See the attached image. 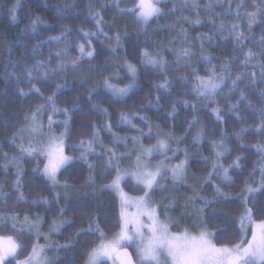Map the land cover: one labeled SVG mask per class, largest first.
Masks as SVG:
<instances>
[{
    "label": "trees",
    "instance_id": "1",
    "mask_svg": "<svg viewBox=\"0 0 264 264\" xmlns=\"http://www.w3.org/2000/svg\"><path fill=\"white\" fill-rule=\"evenodd\" d=\"M166 0H162L165 3ZM15 0H0V163L2 161V153L16 155L17 149L9 145L7 140L10 139L11 133L15 128H19L25 112L29 111L38 104L43 103L38 95H29L23 97L20 95V89L25 92L29 91L27 69L25 65L31 66L36 59H47L49 54H53L52 64H56L54 53L63 47V41L59 44L56 42L46 43L42 52L33 57L30 55L33 45H37L39 41H47L49 37L58 36L62 30L70 29L67 33L68 39L73 42L70 50L72 55H79L75 48L76 43H85L86 40L81 35V29L85 32L96 31V21L88 13V5L94 4L95 9L100 11L103 17V31L113 38V42L109 43L104 35H97L91 40V47L95 49L93 58H86L77 65V70L73 71L69 67L67 73H60L54 80H46L37 83L33 79L32 83L40 88L44 96L51 95L55 89V84L65 85L56 94V105L60 109H72L74 104H78L79 108L71 112V120L66 138V152L69 156L75 158V161L64 168L59 174V185L54 189L51 183L44 178L40 172L34 171L37 168V161L31 157H26L19 165L23 175L21 177L20 192H23L25 199L18 200L19 193L12 187L15 182L16 167L12 166L8 173L4 174V169L0 168V185H2L3 193L9 197L7 205L0 199V209H15L20 218L29 215L31 218L36 216L42 217L41 231L47 233L49 226L54 219L59 220L60 209H64V219L74 221L73 226L66 225L60 232L51 235L53 244L64 245L68 243L75 244L76 247L59 252V264H82L81 252L85 245L96 242L97 234L94 232H82L77 237V229H86L89 224L88 217H96L99 221L100 228L111 235L117 231V220L119 218V201L114 193L105 194L100 192L99 187H92L89 183V177L94 178L96 185L109 182L105 179L106 157L109 148H115L117 153L123 152L125 145L115 144L113 136L104 128L105 121L110 117L112 124V132L121 138L128 137V147H131V137L140 136L139 130H143L144 135L141 138L145 146L156 143L157 132H169L175 134L177 138L183 136L187 129L185 121L197 120L199 123L188 135L185 141H181V149L184 147L191 148L188 162V183L199 185L196 191L207 199H212L214 188L203 183V178L211 169V164L206 163L202 157L212 156V140L221 138V133L225 143L231 149L230 153H225L221 158L224 167H228L236 156L242 157V167L238 169H230L232 180L226 184L224 191L228 194V199L217 197L220 201L213 203L207 209L209 226L214 229L234 227L233 221L238 220L240 214L244 210V202L240 193L245 184H251L256 187L261 179L260 161L264 159L258 154L257 149L253 147L261 140V136L257 135L253 129L256 127L259 116L254 112L253 108L248 107L249 100L255 108H259L257 96L252 94L253 89L256 92L260 88H264V84L253 86L245 93L247 99L239 105L237 112H231L229 105L236 104L239 99V92L235 94V98L225 100L229 94L231 84L224 88L223 92L215 100L221 108L222 120L218 121L212 109L216 104L205 102L197 104L195 111L191 107H185L183 101L190 104L195 103L194 94L191 93V82L183 83V77H191L190 68H195L201 76L209 69L207 62L201 59V43L196 39L198 36L212 35L210 42L203 43V54L211 58L212 64L219 66L221 61H231L233 56L237 57L235 62L231 63L230 70L233 74L245 71L244 65L241 63L243 57L239 52H234V37L228 35L225 29L223 35L217 27L213 32V25L209 23L208 14L201 11V24L197 25L193 21L195 19L194 9L186 8L183 12H170L173 3L178 7H182L183 0H172L167 3L164 8V15L159 18H153L147 26L137 24L130 14L122 13L120 9L131 6V0H120V8H117L113 0H20V7L17 11V21L13 22L8 15L9 8ZM75 4V7L65 9L58 15L57 6ZM103 5V7H101ZM235 9V4L232 5ZM39 16L43 19V26L39 35H33L30 30L31 18ZM184 17H188L185 19ZM215 19V18H214ZM221 20L216 19L219 25ZM225 23L235 22L233 16H228ZM181 27L186 30V35L181 34ZM242 30H247L246 22H242ZM119 34L121 47L113 52L116 47L114 38ZM248 41H245L246 48L256 51L258 42L264 35V26H254ZM10 46V54H9ZM182 47H190L194 56L190 63L185 64L183 60L179 63L176 60V53H179ZM147 48L149 52L156 53L158 50H164V58L168 61V66L161 70L160 68H152L145 65L141 60L142 51ZM172 49V51H168ZM184 59H187L186 57ZM128 61L137 67L136 87L125 98L116 100L110 97V93L103 88V77L111 75L112 71L119 66V62ZM118 62V63H117ZM258 63L253 61V64ZM119 64V65H118ZM125 73L122 78L112 77L113 81H122L120 87H124L130 80L126 74V69L121 70ZM125 71V72H124ZM248 71H256L258 68H252L250 65ZM76 73V74H75ZM165 80L170 81L167 88H158L157 85ZM249 83L245 80L240 88L243 89ZM91 92V100L89 94ZM182 93H188L182 95ZM159 97V100H157ZM100 105L108 110L106 117L99 108H93V105ZM176 107V115L170 116L172 107ZM121 113L127 115H135L136 117H144L151 122V132L146 123L139 119H134L135 129L129 124L120 122ZM59 120L54 127L57 135L64 130L63 121L65 117L62 112L54 115ZM237 117H242L238 119ZM47 122V115L44 116ZM93 125L100 129L99 138L94 145L95 152L89 153L87 160L78 159L80 155V141H87L92 133ZM200 128L205 129V139L200 143L192 146L191 136L195 135ZM249 129L242 134V139L233 135L240 133L241 129ZM7 133V134H5ZM215 134V135H213ZM163 138V137H160ZM17 143L21 141L17 140ZM26 144L27 141H24ZM101 143L107 145L102 148ZM243 145V150L240 145ZM175 148V142H173ZM178 158L173 157L172 162L178 163L184 159L183 151L177 153ZM134 156L122 157V166H127L129 159ZM162 157L157 156L156 159ZM41 161L43 157L40 158ZM93 165V169H89V165ZM42 164L40 167L42 168ZM255 173L253 174V170ZM114 175V173H113ZM194 177L201 179L195 180ZM110 179V178H109ZM213 184L225 182L220 179H214ZM64 184L69 185L67 192L62 187ZM128 193L138 196L139 191H134L131 182L124 188ZM60 194L59 203L56 201V194ZM95 193V194H94ZM193 189L187 185H181L173 195L164 196L167 199L175 198L178 202L177 206L170 209L171 215H178L187 203L185 195H192ZM42 198H46L48 203H43ZM161 199V197H160ZM40 201L33 203V201ZM255 202L264 205V196L260 193L255 194ZM197 204V207H200ZM252 206V202H249ZM163 211V209H161ZM212 212L223 213V215L211 216ZM255 212V209H254ZM259 219V217L257 218ZM27 233L25 234V238ZM234 232H228L226 237L221 238V242L234 239ZM39 242L44 243L43 237ZM31 243V242H29ZM130 250V249H129ZM53 249H49V255H52ZM107 264H111L107 262Z\"/></svg>",
    "mask_w": 264,
    "mask_h": 264
},
{
    "label": "snow or ice",
    "instance_id": "2",
    "mask_svg": "<svg viewBox=\"0 0 264 264\" xmlns=\"http://www.w3.org/2000/svg\"><path fill=\"white\" fill-rule=\"evenodd\" d=\"M117 8H120V0H113ZM167 3H172V0H131V6L120 9L122 13L130 14L137 24L147 26L153 18H159L164 15V8ZM235 4V9L232 5ZM20 0H15V3L9 8L8 15L13 22L17 21L16 12L20 7ZM75 7L72 5L57 6V14H62L65 9ZM103 7V5H101ZM191 7L194 11V23L199 25L200 12L208 14L209 23L213 25V32L216 28L220 29L221 35L225 29L228 30V35L234 37L235 47L234 52H239L243 57L241 63L245 67V71L233 74L230 70L231 63L235 62L237 57L233 56L231 61H221L219 66L212 64L211 58L204 55L203 43L210 42L212 35L198 36L196 39L201 43V59L208 63L209 69L205 75L201 76L195 68H190L193 73L191 77H183L182 81L185 84L191 82V93L194 94L195 103L183 101L185 107H191L194 111L197 104L205 102L216 104L212 109L218 121L222 120L221 108L215 97L223 92L224 88L229 89L228 96L225 100L235 98V94L239 92V99L236 104L229 105L231 112H237L238 107L242 104L247 96L245 95L253 86L264 84V35L261 36L258 42V48L253 51L246 48L245 41L250 39L247 33H251L254 26H264V0H183L182 7H178L173 3L169 10L172 13L177 11L183 12L186 8ZM95 5H88L89 15L96 21L95 32H85L81 29V35L86 40L85 43H76L75 48L79 55H72L71 49L73 42L68 39L67 33L70 29L62 30L58 36L49 37L47 41L41 40L37 45H33L30 55L37 56L42 52L43 46L46 43L56 42L59 44L63 41V47L54 53L56 64L53 66V54L50 53L47 59H36L31 66L25 65L27 69L28 88L25 92L20 89V95L28 97L29 95H38L43 103L36 105L23 115V121L19 128H15L7 140L9 145L17 149L16 155L2 153V161L0 168L4 169L6 175L12 166L16 167L15 182L12 187L19 193L18 200H24L23 192H20L21 177L23 175L19 168L22 160L26 157H31L37 161V168L34 171L46 178L51 186L55 189L59 185L57 174L61 168L69 165L73 158L65 154L66 138L71 120V112L79 108L78 104H74L72 109H60L56 105V94L65 85L57 83L51 95L44 96L36 83H32L33 79L37 83L46 80H54L60 73H67L69 67L73 71L77 70V65L85 57L91 59L95 55V49L91 47V40L97 35H104L109 43L113 42V38L109 37L103 31V17L98 10H94ZM228 16H233L235 22L225 23L224 20ZM188 19V17H184ZM215 18V19H214ZM216 19L221 20L219 25L216 24ZM242 22H246L247 30H242ZM43 19L39 16L31 18L30 30L33 35H39L40 29L43 26ZM181 34L186 35V30L181 27ZM116 47L112 49L116 52L121 47L120 35L117 34L114 38ZM168 51H172L169 49ZM10 54V46H9ZM194 54L190 47H182L179 53H176V60L179 63L181 60L185 64L190 63ZM187 59H184V58ZM142 62L148 67L165 69L168 66V61L164 58V50L160 49L156 53H151L145 48L141 53ZM253 61L258 63L253 64ZM258 68L259 74L256 71H248V67ZM121 68L126 69L129 83L124 87L119 84L122 81H113L112 77H120ZM137 67L125 61L117 66L109 76L103 77V88L110 93L111 98L116 100L123 99L129 95L136 87ZM248 80L249 83L243 88L240 85ZM170 81L165 80L157 85L158 88H167ZM188 93H182L187 95ZM252 94L257 96V102L260 107L257 109L249 100L248 107L253 108L259 116V121L253 131L261 136L255 147L258 154L264 157V88H260L258 92L253 89ZM91 100V92L89 94ZM159 100V97H157ZM93 108H99L100 111L107 117L108 110L100 105H93ZM65 117L63 121L64 130L59 135L56 134L53 127V116L61 113ZM47 115V125L44 124L42 117ZM170 116L176 115V107L173 105ZM241 119L242 117H237ZM134 119L146 123L151 132V122L144 117H136L135 115H127L121 113L120 122L129 124L135 129ZM187 129L183 136L170 134L169 132H157L156 143L145 146L140 137L144 135L143 130H139L140 136L131 137L132 144L128 147V137L121 138L112 132V124L110 117L105 121L104 128L113 136L114 145L123 143L125 149L123 152L117 153L115 148H109L106 157L105 179L109 182L96 185L93 177H89V183L92 187H99L100 192L105 194L114 193L119 201V218L117 220V231L111 235L106 234L99 225L96 217H88L89 224L86 229H77V237L82 232H94L97 234L96 242L85 245L82 252V264H107L111 261L112 264H264V205H257L255 202V194L260 193L264 196V159L260 161L261 179L256 187L246 183L244 189L240 193L241 199L244 202V210L240 214L238 220L233 221L234 227L214 229L209 226V218L207 209L213 203L220 202L217 197L228 199V194L224 191L226 184L230 183L232 177L230 169H238L242 167V157L236 156L228 167H224L222 157L225 153H230L231 149L225 143L223 136L226 133H221V138L212 140V156L202 157V159L211 164V169L203 178V183L214 188L212 199H207L196 191L197 188H202L203 184H189L187 178L189 153L191 148L184 147L181 149V141H185L188 135L199 123L193 119L185 121ZM249 129H241L240 133L233 135L242 139V134ZM100 129L93 125L90 138L85 141H80V155L78 159L87 160L89 153L95 152L94 145L99 138ZM7 134V133H5ZM215 135V134H213ZM163 137V138H160ZM205 139V129L200 128L195 135L191 136L192 146L200 144ZM17 140L21 143H17ZM24 141H27L25 144ZM175 142V148H173ZM101 147L107 145L101 143ZM243 150V145H240ZM183 151L184 159L178 163H173L172 158L177 156V153ZM134 156V159H129L127 166H122V157ZM161 159H154L155 157ZM41 157L43 160L41 161ZM43 165L42 168L40 165ZM93 165H89V169H93ZM114 173V175H113ZM255 169L253 170V174ZM110 178V179H109ZM193 179L199 180L200 177ZM222 179L225 183L213 184L212 181ZM171 180V184L166 181ZM131 182L134 191H139L141 195L130 196L125 192L124 188ZM181 185H187L193 189L192 195H185L187 203L178 215H171L170 209L178 205L175 198L164 200L165 193L170 189H178ZM0 185V189H2ZM65 193L69 185L62 186ZM159 190V192H158ZM95 194V193H94ZM159 195L160 200L155 197ZM0 199L7 205L9 197L3 191H0ZM60 194H56V201L59 203ZM252 206H249V202ZM40 201H33L38 203ZM43 203H48L46 198H42ZM200 204V207H197ZM163 209V211H161ZM255 209V212H254ZM223 215V213L212 212L211 216L215 217ZM259 217V219H257ZM74 221L64 219V209H60L59 220L54 219L49 226L47 233L41 231L42 217L36 216L31 218L25 215L22 219L15 209L3 208L0 209V264H59V252L76 247L75 244L68 243L64 245L53 244L50 237L53 233L60 232L66 225L73 226ZM234 232L235 238L221 242L222 237H226L228 232ZM27 237L25 238V234ZM43 237L44 243L39 242ZM31 242V243H29ZM132 248L133 251H129ZM49 249H53L52 255H49ZM73 264L75 262L73 261Z\"/></svg>",
    "mask_w": 264,
    "mask_h": 264
},
{
    "label": "rangeland",
    "instance_id": "3",
    "mask_svg": "<svg viewBox=\"0 0 264 264\" xmlns=\"http://www.w3.org/2000/svg\"><path fill=\"white\" fill-rule=\"evenodd\" d=\"M16 15H17V12H16ZM87 57H85L84 59H86ZM83 59V60H84ZM83 60H81L80 62H82ZM118 63V62H117ZM119 64L121 65V64H123V63H121V62H119ZM118 64V65H119ZM122 69H124V68H121V70ZM125 70V69H124ZM125 72V71H124ZM121 73H122V71H121ZM76 74V73H75ZM126 74H127V72H126ZM125 75V73H123V75H120V77L122 78V76H124ZM119 77V78H120ZM130 94V93H129ZM45 116V115H44ZM44 116L42 117V119H43V122H44V124L45 125H47V122H46V120H44ZM53 120L56 122V123H54V125H53V127H55V125L57 124V123H59V120H56L55 119V117L53 116ZM67 142V141H66ZM66 148H67V146L65 147V154L66 155H68L67 154V152H66ZM69 156V155H68ZM71 157V156H70ZM73 158V157H72ZM154 159H156V157L154 158ZM75 161V158H73V160H72V162L70 163V164H72L73 162ZM69 164V165H70ZM69 165H67V166H69ZM67 166H65V167H63V168H61V170L59 171V173L57 174V178H58V180H59V174H60V172L64 169V168H66ZM187 178H188V172H187ZM188 181H189V178H188ZM166 183H168V184H171L172 182H171V180H168V181H166ZM125 190V189H124ZM176 191V189H170L169 190V192H167V193H165V196L166 195H173V193ZM125 192H127L126 190H125ZM158 192H159V190H158ZM128 193V192H127ZM130 196H134V195H132V194H130V193H128ZM157 200H160V196L159 195H157L156 197H155ZM50 239H51V237H50ZM131 251H133V249L132 248H129ZM107 262H109V263H111L112 264V262L109 260V261H107Z\"/></svg>",
    "mask_w": 264,
    "mask_h": 264
},
{
    "label": "water",
    "instance_id": "4",
    "mask_svg": "<svg viewBox=\"0 0 264 264\" xmlns=\"http://www.w3.org/2000/svg\"><path fill=\"white\" fill-rule=\"evenodd\" d=\"M130 251V250H129Z\"/></svg>",
    "mask_w": 264,
    "mask_h": 264
}]
</instances>
